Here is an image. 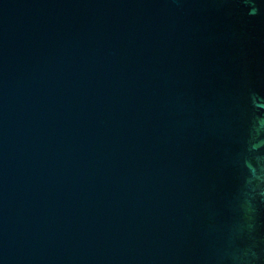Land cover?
Segmentation results:
<instances>
[{
    "label": "water",
    "instance_id": "95a60500",
    "mask_svg": "<svg viewBox=\"0 0 264 264\" xmlns=\"http://www.w3.org/2000/svg\"><path fill=\"white\" fill-rule=\"evenodd\" d=\"M0 264H264V0H0Z\"/></svg>",
    "mask_w": 264,
    "mask_h": 264
}]
</instances>
